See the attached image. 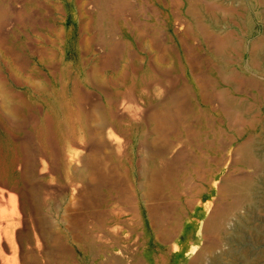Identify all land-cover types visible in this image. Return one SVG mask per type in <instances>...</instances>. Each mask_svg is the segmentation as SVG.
<instances>
[{
  "label": "rangeland",
  "instance_id": "374dc122",
  "mask_svg": "<svg viewBox=\"0 0 264 264\" xmlns=\"http://www.w3.org/2000/svg\"><path fill=\"white\" fill-rule=\"evenodd\" d=\"M25 1L0 0V5ZM44 1L35 0V4L42 6ZM262 1L190 0L191 18L188 20L183 15L174 20L179 31L185 30V24L190 21L193 48L204 46V72H201L202 65L195 64V71H188L187 75L197 81L200 74H204L207 84L191 87L196 102L202 98V93L208 94L203 98L204 118L198 113L189 115V128H203L205 132L204 149L196 150L198 144L190 140L198 136H186L189 140L181 141L169 156L178 155L180 165L173 172L162 168L161 175L157 176L155 168L148 167L146 176L142 177L134 167L128 177L130 181H120L112 168L109 172L106 165L101 166L102 162L107 161L108 153L111 157L123 158L137 152L92 150L88 136L71 134L74 128L70 118L62 120L66 134L59 136L52 133L53 128L46 129L44 120L39 117L46 107L42 81H34L28 74L18 72L12 56L0 54V264H90L77 262L79 257L74 247L76 233L82 235L84 241L90 239L89 208L83 207L87 224L80 225L78 230L76 224H59L68 244L65 250L58 246L57 232L50 229L59 218L50 215V210L61 205V216L65 218L67 210L73 212L76 206L71 194L116 192L145 194L141 198V210L149 259H157L162 253L171 264H264V70L255 64L264 53L261 48L255 52V46L264 40ZM215 8L220 10L221 18L217 12L213 13ZM42 27L40 21L35 30ZM1 30L12 32L18 28L14 23H3L0 14ZM58 31L52 23V34ZM226 35L231 39L230 48L221 47L219 42ZM39 41L41 39L34 40L35 47L42 46ZM69 46L71 55L68 57L75 62L74 46ZM220 48L226 49V55L219 54ZM226 58L232 62L226 63ZM34 62L41 64L38 56H33ZM220 68L238 71L242 82L239 79L232 85L222 83ZM65 73L68 94L64 114H72L73 86L83 72ZM29 74L32 76L35 72ZM221 88L228 91L227 96L230 95L232 101L224 102L227 97L223 92L219 94ZM236 101L241 105L235 106ZM252 143L259 153L251 154L253 159L249 161L244 151ZM198 158H208L212 165H183ZM41 164L47 176L42 174V168L39 171ZM176 178L178 181H170ZM242 183L255 194L250 201L240 200L242 194H247L236 190ZM55 194L62 196L55 198ZM155 194H163V210H171L173 204L174 211H179L174 251L171 244H161L160 237L155 236Z\"/></svg>",
  "mask_w": 264,
  "mask_h": 264
},
{
  "label": "crops",
  "instance_id": "0c3cea01",
  "mask_svg": "<svg viewBox=\"0 0 264 264\" xmlns=\"http://www.w3.org/2000/svg\"><path fill=\"white\" fill-rule=\"evenodd\" d=\"M45 1L42 6H36L35 0L0 5L2 22L14 23L18 28L12 32L0 31V54L12 56L18 72L42 81L46 107L39 117L46 129L53 128L52 133L59 136L66 134L62 120L70 118L74 128L71 134L88 136L92 150L137 152L123 158L111 157L108 153L107 161L102 162L101 166L106 165L109 172L112 168L120 181H130L128 177L134 167L142 177L146 176L148 167L155 168V176L161 175L162 168L173 172L180 165L179 159L178 155L169 156L181 141L189 140L188 135L198 136L190 140L198 144L196 150L203 151L205 132L203 128H189V115L198 113L204 118L203 98L208 94L202 93L198 103L191 87L207 84L204 74L197 81L187 75L188 71H195V64L202 65L201 72H204V46L193 48L190 21L183 31L176 30L174 23L183 15L188 20L191 18L190 0H70L69 5L64 0ZM202 6L200 3L201 14ZM216 12L221 18L220 10L215 8L213 13ZM40 21L43 29L36 31V23ZM52 23L59 28L58 33L52 34ZM36 38L41 39L42 46L35 47ZM258 43L255 49H264V40ZM70 44L74 46L75 62L68 57ZM226 53V49H219L220 55ZM33 56H38L41 64L32 63ZM258 63L256 67L264 70V54ZM31 71L35 75L30 76ZM66 71L83 72L73 86L72 114H64L68 94ZM183 165L209 167L212 164L208 158H198ZM41 168L47 176L44 166L38 165L39 171ZM140 181L146 179L140 178ZM154 181L159 180L156 177ZM144 196L134 192L71 194L70 198L76 199L74 211L67 210V217L62 218L61 205L50 210V215L59 217L53 222L56 226L50 229L57 232L58 246L65 250L68 244L59 224H76L78 230L80 225L87 224L82 210L86 207L89 208L90 239L84 241L76 233L77 262L171 264L162 253L154 260L146 256L141 210ZM162 199L163 194H155L154 232L161 244H171L174 251L179 211H174L173 204L171 210H163Z\"/></svg>",
  "mask_w": 264,
  "mask_h": 264
},
{
  "label": "bare ground",
  "instance_id": "6f19581e",
  "mask_svg": "<svg viewBox=\"0 0 264 264\" xmlns=\"http://www.w3.org/2000/svg\"><path fill=\"white\" fill-rule=\"evenodd\" d=\"M194 1V0H193ZM234 1V0H233ZM192 2V1H191ZM198 2V1H197ZM261 2V1H260ZM262 2H264V1H262ZM212 3V2H211ZM240 4V3H239ZM242 4V3H241ZM194 8V7H193ZM193 10V9H192ZM196 10V9H195ZM199 13V12H198ZM198 26V25H197ZM204 25H202V27H203ZM201 27V26H200ZM205 29H206V27H205ZM207 31V30H206ZM223 36V35H222ZM228 37H230L229 35H226V37L224 36V37H222L220 40L221 41H219V42H221V47H224V48H230V46H231V42H230V40L231 39H229ZM219 39V38H218ZM257 51H258V49H257ZM252 52V51H251ZM255 52H256V49H255ZM259 53V52H258ZM254 54V53H253ZM256 54V53H255ZM262 54H264V53H262ZM257 55V54H256ZM259 55H261L260 53L257 55L258 57H259ZM252 57H254V56H252ZM260 57H262V55L260 56ZM224 58V57H223ZM256 59V58H255ZM260 59V58H259ZM254 60V59H253ZM258 60V59H257ZM225 61H226V63H228V64H230L231 62H232V60H228L227 58L225 59ZM255 61V60H254ZM256 62V63H255ZM254 63L255 64H257L258 62L257 61H255ZM259 64V63H258ZM257 64V65H258ZM254 65V64H253ZM255 67V66H254ZM221 69V68H220ZM214 70V69H213ZM216 70V69H215ZM217 71V70H216ZM217 72H219V70L217 71ZM221 72V73H220ZM220 79H219V81H221L222 83L224 82V83H226V84H234L237 80H239L240 79V81H241V79H243L241 76H240V73H238V71H235L233 68L232 69H230V68H222L221 70H220ZM199 79V78H198ZM218 79V78H217ZM245 80V79H244ZM218 81V80H217ZM239 81V82H240ZM211 82V81H210ZM242 82V81H241ZM214 84H215V82H214ZM217 84V83H216ZM219 84V83H218ZM204 85V84H203ZM219 85H221V84H219ZM223 88H225V87H223ZM223 88H221L222 90H224V91H221V89H220V92H219V94L221 93V92H223L222 93V95L224 96V97H227L228 98V100H226L227 98H223L224 99V102L225 103H227V102H230V100H231V98H230V95H229V97L227 96L228 94V91L226 92V90L225 89H223ZM230 94V93H229ZM221 96V95H220ZM230 98V99H229ZM227 101V102H226ZM232 101V100H231ZM236 103V104H235ZM234 103V105L236 106V105H241L239 102H238V104H237V101ZM238 109V108H237ZM239 113H240V111H238ZM249 123V122H248ZM256 143V142H255ZM245 153H246V155H245V153H244V155L245 156H247L246 158L250 161L251 159H253V155H251V154H254V155H258V153L259 152H257V150L254 148V143H252V144H250L249 146H248V149H246V151H244ZM260 156V155H259ZM252 157V158H251ZM243 182V181H242ZM241 183V182H240ZM247 183V182H246ZM252 183V182H251ZM236 190H238L239 192L240 191H246V193L247 194H242L241 195V197H240V200L241 199H243L244 201L246 200V201H250L251 199H252V197L255 195V194H251V192L249 191V189H248V187H247V184H238L237 185V188H236Z\"/></svg>",
  "mask_w": 264,
  "mask_h": 264
}]
</instances>
